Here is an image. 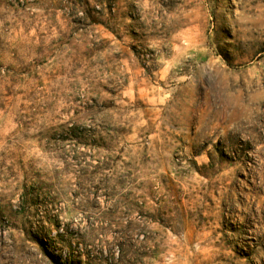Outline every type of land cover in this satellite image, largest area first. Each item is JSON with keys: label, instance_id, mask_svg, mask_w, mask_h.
Wrapping results in <instances>:
<instances>
[{"label": "rangeland", "instance_id": "1", "mask_svg": "<svg viewBox=\"0 0 264 264\" xmlns=\"http://www.w3.org/2000/svg\"><path fill=\"white\" fill-rule=\"evenodd\" d=\"M0 264H264V0H0Z\"/></svg>", "mask_w": 264, "mask_h": 264}]
</instances>
